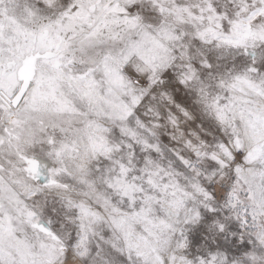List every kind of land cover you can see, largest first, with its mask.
<instances>
[{"label": "snow or ice", "instance_id": "1", "mask_svg": "<svg viewBox=\"0 0 264 264\" xmlns=\"http://www.w3.org/2000/svg\"><path fill=\"white\" fill-rule=\"evenodd\" d=\"M0 264H264V0H0Z\"/></svg>", "mask_w": 264, "mask_h": 264}]
</instances>
